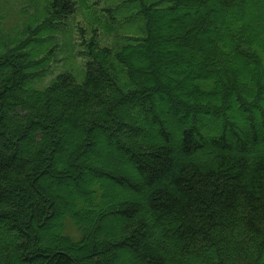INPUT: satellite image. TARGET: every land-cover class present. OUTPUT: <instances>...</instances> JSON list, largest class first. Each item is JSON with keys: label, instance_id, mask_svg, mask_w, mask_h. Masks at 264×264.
Masks as SVG:
<instances>
[{"label": "trees", "instance_id": "trees-1", "mask_svg": "<svg viewBox=\"0 0 264 264\" xmlns=\"http://www.w3.org/2000/svg\"><path fill=\"white\" fill-rule=\"evenodd\" d=\"M29 1L0 34V264H264V0H139L145 35L46 85L79 0Z\"/></svg>", "mask_w": 264, "mask_h": 264}, {"label": "rangeland", "instance_id": "rangeland-1", "mask_svg": "<svg viewBox=\"0 0 264 264\" xmlns=\"http://www.w3.org/2000/svg\"><path fill=\"white\" fill-rule=\"evenodd\" d=\"M50 1V0H48ZM141 3L146 0H140ZM139 0H79L76 13H64L59 15L62 28L58 33V39L47 38L41 41L39 55L47 53L49 60L46 61L48 69L43 76L35 78L39 85L48 84L51 79L61 71L72 72L79 81L85 78L86 62L89 59L87 49L88 41L92 38L101 45H109L113 49L122 47L124 44L137 40L145 35V20L138 12ZM148 2L154 0H147ZM82 2V4H81ZM29 0H0V34L10 32L16 25L17 29L23 26V6H28ZM88 5V6H87ZM106 7H112L108 12ZM35 11L31 5L29 11ZM6 11V12H5ZM27 14V13H25ZM96 17H99L98 22ZM109 22L110 27L104 25ZM174 132L179 126L177 119L173 118ZM159 141V139H155Z\"/></svg>", "mask_w": 264, "mask_h": 264}]
</instances>
